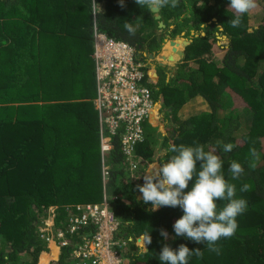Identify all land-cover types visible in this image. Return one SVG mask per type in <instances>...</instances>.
<instances>
[{"label":"trees","instance_id":"1","mask_svg":"<svg viewBox=\"0 0 264 264\" xmlns=\"http://www.w3.org/2000/svg\"><path fill=\"white\" fill-rule=\"evenodd\" d=\"M229 3L179 0L177 7L160 10L164 28L174 19L173 36L181 35L185 30L178 29L186 25L184 33L192 38L174 82H167V69L151 73V80L160 82L151 87L157 97L163 96L177 129L160 143L155 128L156 136H147L150 124L145 123V140L136 149V159L145 164H139V177L129 173L130 161L116 137L105 183L94 103L95 29L148 52L154 42H163L156 13L136 0H124V6L120 0H0V264H48L51 259L50 264H71V248L57 254L52 244L51 254L43 253L50 250L40 232L47 210L57 207L60 226L65 206L102 202L105 193L137 241L131 259L142 253L144 238L151 234L140 264H161L158 256L165 243L173 249L180 244L199 248L202 258L190 256L189 264H264V16L255 25L250 12L233 28ZM126 22L137 28L134 36L124 29ZM218 25H224L229 38L224 48L215 31ZM173 40L160 56L163 61L182 57L186 42ZM197 97L208 108L181 117V108ZM152 120L160 131H170L157 113ZM159 143L165 151L156 158ZM226 143L235 145L227 154L222 151ZM173 144L214 149L224 160L225 178L236 185V198L247 201L235 234L218 241L219 255L208 251L206 242L175 237L173 224L183 215L179 207L151 211V204L138 197L142 176L174 155L169 151ZM252 147L260 155L254 170L249 168ZM233 160L244 167L237 180L228 172ZM245 183L250 190L241 192ZM224 203L217 201L218 207ZM161 228L169 233L167 241Z\"/></svg>","mask_w":264,"mask_h":264},{"label":"built area","instance_id":"2","mask_svg":"<svg viewBox=\"0 0 264 264\" xmlns=\"http://www.w3.org/2000/svg\"><path fill=\"white\" fill-rule=\"evenodd\" d=\"M140 53L133 44L95 29L94 103L100 124L105 183L112 168L106 156L114 148L116 137L130 161L129 173L139 177L135 175L139 164L145 166L136 159V149L145 140V123L158 111L161 101L148 85L153 80L149 69L145 70L148 61ZM65 212L63 223L58 226L57 207L50 206L40 227L43 239L49 246L57 247V254L63 248H71V264H129L128 256L134 247L131 242L135 238L111 207L107 193L102 202L67 205Z\"/></svg>","mask_w":264,"mask_h":264},{"label":"clouds","instance_id":"3","mask_svg":"<svg viewBox=\"0 0 264 264\" xmlns=\"http://www.w3.org/2000/svg\"><path fill=\"white\" fill-rule=\"evenodd\" d=\"M120 3L124 6V0H120ZM136 3L143 9L147 8L151 13H157L166 6L177 7L179 0H136ZM94 7L95 5L93 9ZM256 7L257 0H230L228 10L234 13L229 21L231 27L239 28L242 25V18ZM223 26H217L215 30L217 34L223 33ZM124 29L131 36L137 31L131 22H126ZM138 48L139 51L148 53L146 48L142 49L141 46ZM151 55L149 57V53L147 54V61H150ZM149 71L151 75L152 72L150 69ZM234 147L233 143H226L222 151L227 154L232 152ZM169 151L174 155L167 162L154 165L143 175L144 183L137 185L143 203L151 204V211L161 207H179L183 215L173 224L175 237H185L196 243L206 242L207 250L219 255L221 248L218 246V241L235 234L238 228L237 217L246 211L247 201L236 198V185L225 178L222 171L224 160L214 149L205 151V147L200 144L195 146L173 144L170 145ZM249 158V168L254 170L260 159L255 147L249 150ZM198 163L199 170H197ZM228 172L232 180H237L244 173V167L233 160L229 164ZM190 182L192 183L189 190ZM249 190L250 185L247 183L240 188L241 192ZM217 201L226 203L218 207ZM160 235L165 241L169 239V233L163 228L160 229ZM151 242L150 234L147 236L146 244ZM190 256L202 258V251L199 248L192 250L185 244L173 249L165 243L158 259L161 264H189Z\"/></svg>","mask_w":264,"mask_h":264},{"label":"rangeland","instance_id":"4","mask_svg":"<svg viewBox=\"0 0 264 264\" xmlns=\"http://www.w3.org/2000/svg\"><path fill=\"white\" fill-rule=\"evenodd\" d=\"M264 16V4L260 3V5L257 3V7L256 9H254L251 13H250V19L252 20V22L256 25L258 23H260ZM176 16L174 15V18ZM176 20V19H175ZM174 22V19H170L169 20V28H162V29H159L157 31V34L159 36V40H160V37L163 38V42L162 43H153L150 47H149V50H148V53H149V57L151 54H154V57L150 58V61H148V67L146 66L145 67V70L147 69H150L151 72L155 69V70H169L170 73L168 74L167 76V82H170V80H172V82L175 81V76L177 74V72L179 71L180 67H181V64L183 63L184 61V57H181L179 60H174V61H163L165 59H162L160 58L159 54H163L165 52V49L168 47V42L172 39H179V38H186V39H192L190 36L189 37H186L185 33L186 31L188 30V26H182V27H179L178 30H181V29H184L185 33H181V35H174L173 36V29L175 28V24H173ZM206 34V32H205ZM218 38H219V44L221 47H225L229 41V38L225 37L223 35V33H219L218 34ZM187 45H184L181 47V49L185 50V47ZM146 48V47H145ZM140 56L142 57V55L140 54ZM163 63V64H162ZM156 82H158L157 80H155ZM152 82L154 84H151V83H148V85L152 86V87H156L155 83L156 82ZM158 86L160 87V82H158ZM161 89V88H160ZM159 90V89H157ZM160 101H161V104L157 107L158 111H157V116L158 118H160L159 122L163 123L165 125V127H168L170 129L169 132L167 133H164V129L162 128L161 131L159 128H157L155 126V122L154 121H151V119L149 121H147L148 123V127H146L147 129V136L151 137V139L153 138V135L158 136L159 138V142L162 143L163 141H165L168 137H165L166 135L168 136H171V134L174 135L175 133V128L177 127V124L173 122L172 118H171V114H170V111H168V109L166 108V106L164 105L163 103V96H160ZM208 105L204 102V100H202V98L200 97H197V98H193L191 101H189L188 103H186L185 106H183L181 108V111L179 113V115L181 117H187L189 116L190 114H193L195 111H200V110H206L208 107ZM153 117V116H152ZM171 128H170V127ZM154 128L156 130V134H155V131H154ZM177 129V128H176ZM159 143V146L157 147V157L156 158H159L163 155V152L165 151L164 148H161V144ZM106 158L108 159L109 163H110V156L107 155ZM111 164V163H110ZM112 165V164H111ZM138 197L139 198H142V194L139 193L138 194ZM144 242L145 244L144 245H141V251L142 253H145L148 249V245L146 244V239L144 238ZM135 243L137 242H131V245H135ZM49 249L50 250H47L46 252L48 254H51L52 252V248H51V245L49 246ZM142 253L141 254H134V255H137V257H135V259H131L130 256H128V263L129 264H140L141 262V257H142ZM53 259H51L48 264H50V262H52Z\"/></svg>","mask_w":264,"mask_h":264},{"label":"water","instance_id":"5","mask_svg":"<svg viewBox=\"0 0 264 264\" xmlns=\"http://www.w3.org/2000/svg\"><path fill=\"white\" fill-rule=\"evenodd\" d=\"M161 17H162V15L160 14V11L159 12H157L156 13V18L157 19H159L160 21H159V28L161 29V28H164V27H166V24L164 23V21L163 20H161ZM159 32V31H158ZM204 35H205V33H203ZM225 37H227L228 38V36L227 35H225V34H223ZM179 39H182V41L184 42H186V45H189L190 43H191V41H192V39H186V38H179ZM171 42H173L174 40L172 39V40H170ZM182 51V57H184V55H185V50H181ZM159 56H162V54L160 55L159 54ZM151 57H154V55L152 54L151 55ZM164 59H165V57H164ZM163 64V63H162Z\"/></svg>","mask_w":264,"mask_h":264},{"label":"bare ground","instance_id":"6","mask_svg":"<svg viewBox=\"0 0 264 264\" xmlns=\"http://www.w3.org/2000/svg\"><path fill=\"white\" fill-rule=\"evenodd\" d=\"M140 54H142V56H144V57L146 58L145 51L142 50ZM155 113H157V110H155V111L153 112V114H155Z\"/></svg>","mask_w":264,"mask_h":264},{"label":"crops","instance_id":"7","mask_svg":"<svg viewBox=\"0 0 264 264\" xmlns=\"http://www.w3.org/2000/svg\"><path fill=\"white\" fill-rule=\"evenodd\" d=\"M43 253H47V252L45 251V252H43Z\"/></svg>","mask_w":264,"mask_h":264}]
</instances>
